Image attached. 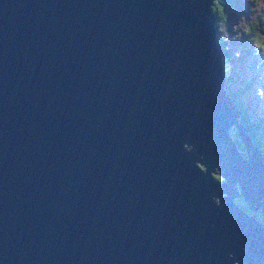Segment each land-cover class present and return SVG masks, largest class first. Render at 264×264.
<instances>
[{
	"label": "water",
	"instance_id": "obj_1",
	"mask_svg": "<svg viewBox=\"0 0 264 264\" xmlns=\"http://www.w3.org/2000/svg\"><path fill=\"white\" fill-rule=\"evenodd\" d=\"M211 2L0 0V264H264Z\"/></svg>",
	"mask_w": 264,
	"mask_h": 264
},
{
	"label": "trees",
	"instance_id": "obj_2",
	"mask_svg": "<svg viewBox=\"0 0 264 264\" xmlns=\"http://www.w3.org/2000/svg\"><path fill=\"white\" fill-rule=\"evenodd\" d=\"M259 5L261 8H259ZM233 9L240 10L243 13L234 15ZM209 10L214 19V44L219 45V63L223 75L221 89L238 109L236 119L243 129V135L246 140L251 141L249 144L258 150L264 164V83L256 75L258 71H264V59L261 57L264 54V0H212ZM254 16L256 18L253 20ZM233 20H238L240 29L228 30L232 35L227 36L224 29L229 27ZM227 37L228 40H226ZM237 45L241 50H234ZM235 66L238 67L240 78L237 88L231 85L234 79L232 71ZM244 89L247 91V96H240L241 94L238 91L243 92ZM234 94L239 97H234ZM231 124L230 122L228 125L231 126ZM233 127L236 130L238 144L234 142L233 136L229 134L226 126L227 135L233 141L237 152L243 154L240 155L244 157L242 137L239 129L234 124H232L231 129ZM185 146L190 148L189 144H185ZM193 161L203 171L200 159ZM219 171V165L217 164L209 171V176L212 180L222 179L220 181L222 183L224 178ZM224 193L225 191L222 190L220 195H224ZM215 199L217 200L216 197H214ZM233 201L248 216H253L264 231V220L260 207L250 206L242 195L239 196V199H233ZM238 201L240 204L237 203ZM256 214H259L260 217L256 218Z\"/></svg>",
	"mask_w": 264,
	"mask_h": 264
},
{
	"label": "rangeland",
	"instance_id": "obj_3",
	"mask_svg": "<svg viewBox=\"0 0 264 264\" xmlns=\"http://www.w3.org/2000/svg\"><path fill=\"white\" fill-rule=\"evenodd\" d=\"M259 8H261V6L259 5ZM233 13H234V15H239V14H241V13H243V12H241L240 10H235V9H233ZM256 17L254 16L253 17V20L255 19ZM250 20H252V19H250ZM238 20H233V21H231V23H230V25H229V27H225V29L224 30H226L225 31V34L227 35V36H231L232 34H230V32L228 31V30H231V29H237V28H239L240 29V26H239V22H237ZM233 33V32H232ZM232 38V37H231ZM229 38L227 37L226 38V40H228ZM252 42V41H251ZM231 43V42H230ZM234 50H241V48L239 47V45H237V46H235V49ZM261 57L264 59V54H262L261 55ZM245 72H247V70H245ZM256 75L259 77V78H261V80L263 81V83H264V71H258L257 73H256ZM232 76H234V79L232 80V82H231V85H232V87H234V88H237L238 87V82L240 81V78H239V73H238V67L237 66H235L234 68H233V71H232ZM236 92V91H235ZM241 95L240 96H242V95H245V96H247V94H246V90L244 89L243 90V92H240V91H238ZM234 97H239V96H236L235 94H234ZM244 98V97H243ZM231 126H232V124H231ZM231 126L230 125H227V129H228V132H229V134L231 135V136H233V140H234V142L236 143V144H238V137H237V134L235 133V128L233 127V129H231ZM240 140V139H239ZM253 154H257V152L254 150L253 151ZM216 180V179H215ZM222 180V179H221ZM220 180V178H218L216 181H218V182H220L221 181ZM225 194V193H224ZM239 196H241V194H237V195H234L233 196V198H232V201H233V199H235V200H237V199H239ZM216 200V199H215ZM234 202V201H233ZM238 204H240V202L238 201L237 202ZM243 206V205H242ZM255 217L256 218H259L260 217V215L259 214H256L255 215Z\"/></svg>",
	"mask_w": 264,
	"mask_h": 264
},
{
	"label": "clouds",
	"instance_id": "obj_4",
	"mask_svg": "<svg viewBox=\"0 0 264 264\" xmlns=\"http://www.w3.org/2000/svg\"><path fill=\"white\" fill-rule=\"evenodd\" d=\"M243 155V154H242Z\"/></svg>",
	"mask_w": 264,
	"mask_h": 264
}]
</instances>
